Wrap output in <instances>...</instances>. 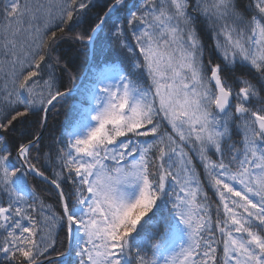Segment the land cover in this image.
<instances>
[{
    "label": "snow or ice",
    "instance_id": "1",
    "mask_svg": "<svg viewBox=\"0 0 264 264\" xmlns=\"http://www.w3.org/2000/svg\"><path fill=\"white\" fill-rule=\"evenodd\" d=\"M0 264H264V0H0Z\"/></svg>",
    "mask_w": 264,
    "mask_h": 264
},
{
    "label": "trees",
    "instance_id": "2",
    "mask_svg": "<svg viewBox=\"0 0 264 264\" xmlns=\"http://www.w3.org/2000/svg\"><path fill=\"white\" fill-rule=\"evenodd\" d=\"M61 53L71 62L73 66V70L77 76L75 84L78 85L83 73L85 72L88 66V57L86 55V50L78 51L76 46L71 45L70 43H63L60 46ZM89 72L87 71L82 84L80 85L81 88L88 84L87 76ZM65 82L67 81V77H64ZM79 99V97L71 98L67 104L57 113L50 114L49 116V128L51 131L56 132L58 135L60 130L64 127L66 121L71 119L72 113V105ZM38 188L43 189L46 188L44 185H37ZM45 198L47 199L48 203L55 204V197L48 194V192L44 193ZM209 196H212L211 191H209ZM215 199V197H213ZM62 235V233H61Z\"/></svg>",
    "mask_w": 264,
    "mask_h": 264
},
{
    "label": "water",
    "instance_id": "3",
    "mask_svg": "<svg viewBox=\"0 0 264 264\" xmlns=\"http://www.w3.org/2000/svg\"><path fill=\"white\" fill-rule=\"evenodd\" d=\"M87 69H88V67H87ZM87 69H86L85 73L83 74V76L81 77V79H80V81H79V83H78L77 86L80 87V85H81V83H82V81H83V79H84V76H85V74H86V72H87Z\"/></svg>",
    "mask_w": 264,
    "mask_h": 264
}]
</instances>
